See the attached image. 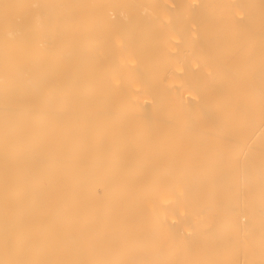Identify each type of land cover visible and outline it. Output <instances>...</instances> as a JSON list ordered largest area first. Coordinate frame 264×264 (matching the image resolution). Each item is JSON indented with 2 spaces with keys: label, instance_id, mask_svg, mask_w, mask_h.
I'll return each instance as SVG.
<instances>
[{
  "label": "bare ground",
  "instance_id": "1",
  "mask_svg": "<svg viewBox=\"0 0 264 264\" xmlns=\"http://www.w3.org/2000/svg\"><path fill=\"white\" fill-rule=\"evenodd\" d=\"M0 264H264V0H0Z\"/></svg>",
  "mask_w": 264,
  "mask_h": 264
}]
</instances>
